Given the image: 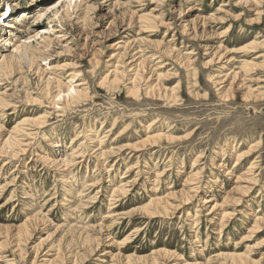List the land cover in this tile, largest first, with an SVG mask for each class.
I'll list each match as a JSON object with an SVG mask.
<instances>
[{"label":"rangeland","instance_id":"374dc122","mask_svg":"<svg viewBox=\"0 0 264 264\" xmlns=\"http://www.w3.org/2000/svg\"><path fill=\"white\" fill-rule=\"evenodd\" d=\"M60 3L0 0V264H264V0Z\"/></svg>","mask_w":264,"mask_h":264},{"label":"bare ground","instance_id":"6f19581e","mask_svg":"<svg viewBox=\"0 0 264 264\" xmlns=\"http://www.w3.org/2000/svg\"><path fill=\"white\" fill-rule=\"evenodd\" d=\"M55 1H60L61 3L60 4H63L64 2H67V5L70 7L72 4H74L76 7V3H75V0H55ZM42 8H45V6H42ZM46 9V8H45ZM40 14H38L37 16H39ZM7 27L11 26V25H6ZM7 42V41H5ZM79 86V85H78ZM81 92H78V91H75L73 88H71V85L68 86L67 90H66V97L68 99V101H76L77 99H79V97H83V94L81 95L80 94ZM61 94V93H60ZM58 96V95H57ZM60 97V96H59ZM84 97H86L84 95ZM58 99V98H57ZM66 100V99H65ZM64 101V100H63ZM68 101H65L68 102ZM58 105V104H57ZM240 157V156H239ZM121 191H123V189H120ZM185 192V191H184ZM188 192V191H187ZM87 195V194H86ZM184 196H186L187 198V195L185 194ZM85 198V197H84ZM87 199V198H86ZM90 198H88L89 200ZM189 199V198H188ZM187 200V199H185ZM212 202V199H208L206 200V204L208 203H211ZM160 204V203H159ZM157 205H158V202H157ZM153 208V207H152ZM216 208V205H213V207L211 208V211L214 210ZM155 209V208H154ZM32 220H37V218H33ZM165 257H168V256H171L170 254H167L165 253L164 254ZM212 258V257H211ZM227 259H229L231 262H233L234 264H245V261H243L244 258H241V257H227ZM210 260V259H209ZM210 262V261H209ZM239 262V263H238ZM247 262V261H246ZM249 262V261H248ZM247 262V263H248ZM232 264V263H231Z\"/></svg>","mask_w":264,"mask_h":264}]
</instances>
